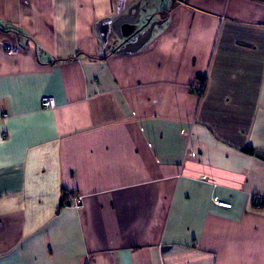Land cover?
<instances>
[{"label": "crops", "instance_id": "1", "mask_svg": "<svg viewBox=\"0 0 264 264\" xmlns=\"http://www.w3.org/2000/svg\"><path fill=\"white\" fill-rule=\"evenodd\" d=\"M245 149L264 2L0 0V264H264Z\"/></svg>", "mask_w": 264, "mask_h": 264}, {"label": "built area", "instance_id": "2", "mask_svg": "<svg viewBox=\"0 0 264 264\" xmlns=\"http://www.w3.org/2000/svg\"><path fill=\"white\" fill-rule=\"evenodd\" d=\"M9 53L13 52L12 48L7 49ZM193 90L195 93L200 94L202 92V85L199 82H195L193 85ZM40 104L43 108H52L54 106V99L50 96H44L40 99ZM68 203L66 205H70L74 208H80L82 206L83 197L80 195H75L74 193H69L67 195ZM218 206L229 208L230 204L218 199L214 201Z\"/></svg>", "mask_w": 264, "mask_h": 264}, {"label": "rangeland", "instance_id": "3", "mask_svg": "<svg viewBox=\"0 0 264 264\" xmlns=\"http://www.w3.org/2000/svg\"><path fill=\"white\" fill-rule=\"evenodd\" d=\"M149 16H150V15H149ZM113 31L115 32V35H116L118 38H120V37L124 38V37L126 36V34H125V32H124V27H122L120 31H117L116 29H113ZM101 36H102L103 39L106 38V35H103V33H101Z\"/></svg>", "mask_w": 264, "mask_h": 264}, {"label": "trees", "instance_id": "4", "mask_svg": "<svg viewBox=\"0 0 264 264\" xmlns=\"http://www.w3.org/2000/svg\"><path fill=\"white\" fill-rule=\"evenodd\" d=\"M186 1H187V0H172V3H173V4L176 3V2H184V3H185ZM256 1L264 2V0H256ZM244 152H245V153H248V154H253V153H254V151L251 150V149H245Z\"/></svg>", "mask_w": 264, "mask_h": 264}, {"label": "water", "instance_id": "5", "mask_svg": "<svg viewBox=\"0 0 264 264\" xmlns=\"http://www.w3.org/2000/svg\"><path fill=\"white\" fill-rule=\"evenodd\" d=\"M254 155L258 158H261L264 160V152L263 151H255Z\"/></svg>", "mask_w": 264, "mask_h": 264}]
</instances>
